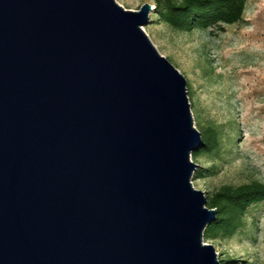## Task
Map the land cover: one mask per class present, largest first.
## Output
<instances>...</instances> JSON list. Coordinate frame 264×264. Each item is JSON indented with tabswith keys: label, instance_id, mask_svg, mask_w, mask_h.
<instances>
[{
	"label": "water",
	"instance_id": "1",
	"mask_svg": "<svg viewBox=\"0 0 264 264\" xmlns=\"http://www.w3.org/2000/svg\"><path fill=\"white\" fill-rule=\"evenodd\" d=\"M152 5L0 0V264H216L185 79Z\"/></svg>",
	"mask_w": 264,
	"mask_h": 264
},
{
	"label": "rangeland",
	"instance_id": "2",
	"mask_svg": "<svg viewBox=\"0 0 264 264\" xmlns=\"http://www.w3.org/2000/svg\"><path fill=\"white\" fill-rule=\"evenodd\" d=\"M137 8L152 0H115ZM157 51L183 75L192 124L218 130L216 154L197 152L191 184L208 192L222 183H264V0H245L242 17L221 28L175 29L150 10L141 25ZM193 151V150H191ZM213 165L214 172L206 167ZM202 168L197 174L196 169ZM244 226L213 245L216 264H264V200L244 212ZM231 257L227 261L223 258Z\"/></svg>",
	"mask_w": 264,
	"mask_h": 264
},
{
	"label": "trees",
	"instance_id": "3",
	"mask_svg": "<svg viewBox=\"0 0 264 264\" xmlns=\"http://www.w3.org/2000/svg\"><path fill=\"white\" fill-rule=\"evenodd\" d=\"M245 0H152L156 18L175 29L221 28L224 23L236 22L242 17ZM203 143L197 152L216 154L219 150L217 127L203 126ZM196 150L191 151L195 154ZM202 168L196 169L202 174ZM214 172L213 165L205 168ZM264 200V183L253 179L238 184L222 183L205 196V205L215 209L214 217L202 231L204 238H225L244 226V212L248 205ZM231 257L223 258L222 262Z\"/></svg>",
	"mask_w": 264,
	"mask_h": 264
}]
</instances>
